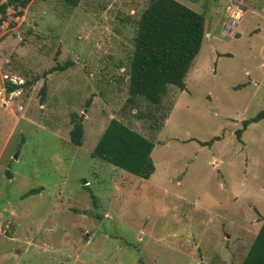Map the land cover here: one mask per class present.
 I'll return each mask as SVG.
<instances>
[{
	"label": "rangeland",
	"instance_id": "rangeland-1",
	"mask_svg": "<svg viewBox=\"0 0 264 264\" xmlns=\"http://www.w3.org/2000/svg\"><path fill=\"white\" fill-rule=\"evenodd\" d=\"M176 1L204 16L205 35L186 89L170 87L156 112L173 104L161 129L127 105L126 60L148 0L8 8L0 264H241L264 217V119L237 137L264 110V0ZM12 79L37 80L9 92ZM74 112L81 146L69 140ZM112 118L153 140L149 179L91 157Z\"/></svg>",
	"mask_w": 264,
	"mask_h": 264
},
{
	"label": "trees",
	"instance_id": "trees-1",
	"mask_svg": "<svg viewBox=\"0 0 264 264\" xmlns=\"http://www.w3.org/2000/svg\"><path fill=\"white\" fill-rule=\"evenodd\" d=\"M68 7H76L81 0H61ZM30 0H0V25L7 18L8 8L22 15ZM205 18L176 0H148L135 23L131 39L132 52L127 58L126 83L127 105L136 109L137 118H147L149 126L161 129L169 117L173 104L157 115L170 87L185 90V78L204 39ZM66 62L58 66L62 71L71 66ZM37 79L7 83L9 92L30 87ZM41 89L42 98L45 96ZM91 99L86 101V105ZM141 102H146L148 111H138ZM72 128L69 140L75 146L83 143L84 129L77 113H71ZM264 119V110L243 122L237 132L240 139L248 124ZM216 137L202 145H211ZM154 142L123 121L112 118L103 129L92 153V158L113 165L141 179H149L155 171L151 152ZM258 230L241 264H264V217L260 218Z\"/></svg>",
	"mask_w": 264,
	"mask_h": 264
},
{
	"label": "built area",
	"instance_id": "built-area-1",
	"mask_svg": "<svg viewBox=\"0 0 264 264\" xmlns=\"http://www.w3.org/2000/svg\"><path fill=\"white\" fill-rule=\"evenodd\" d=\"M5 79H8V78H7V76H5ZM10 82H12V83H14V84H18V83H19V82H18V83H16V81H14L13 79H12V80H10Z\"/></svg>",
	"mask_w": 264,
	"mask_h": 264
}]
</instances>
